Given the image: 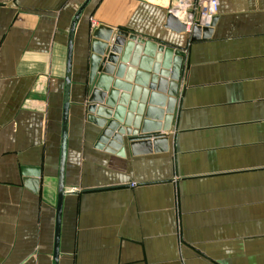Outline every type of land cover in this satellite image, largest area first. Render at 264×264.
<instances>
[{
    "label": "crops",
    "instance_id": "1",
    "mask_svg": "<svg viewBox=\"0 0 264 264\" xmlns=\"http://www.w3.org/2000/svg\"><path fill=\"white\" fill-rule=\"evenodd\" d=\"M84 1L0 0V264H264V0H219L196 39L165 28L176 0H89L53 260L67 37ZM100 24L182 50L167 152L97 148L83 105ZM23 169L39 170L36 193Z\"/></svg>",
    "mask_w": 264,
    "mask_h": 264
},
{
    "label": "water",
    "instance_id": "2",
    "mask_svg": "<svg viewBox=\"0 0 264 264\" xmlns=\"http://www.w3.org/2000/svg\"><path fill=\"white\" fill-rule=\"evenodd\" d=\"M88 2L85 0L73 15L67 37L55 207V262L65 194L72 41L76 23ZM215 20L212 19L209 28ZM165 28L177 34L185 32V25L172 13L166 16ZM209 28L194 27L191 38L196 39L199 31L206 32ZM90 35L83 108L85 121L99 130L97 148L118 157L124 156L125 142L132 156L167 152L168 138L164 133L170 130L173 122L182 76V50L102 24L93 28ZM23 173L27 176L24 186L36 193L39 170L23 169Z\"/></svg>",
    "mask_w": 264,
    "mask_h": 264
},
{
    "label": "built area",
    "instance_id": "3",
    "mask_svg": "<svg viewBox=\"0 0 264 264\" xmlns=\"http://www.w3.org/2000/svg\"><path fill=\"white\" fill-rule=\"evenodd\" d=\"M218 5L219 0H176L170 13L185 25V32H190L196 26L209 27Z\"/></svg>",
    "mask_w": 264,
    "mask_h": 264
}]
</instances>
